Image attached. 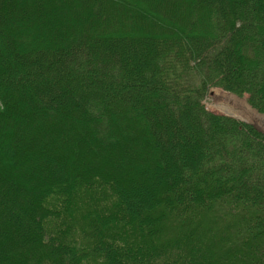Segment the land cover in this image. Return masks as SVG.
<instances>
[{
	"label": "trees",
	"instance_id": "1",
	"mask_svg": "<svg viewBox=\"0 0 264 264\" xmlns=\"http://www.w3.org/2000/svg\"><path fill=\"white\" fill-rule=\"evenodd\" d=\"M264 0H0V264H264Z\"/></svg>",
	"mask_w": 264,
	"mask_h": 264
},
{
	"label": "rangeland",
	"instance_id": "2",
	"mask_svg": "<svg viewBox=\"0 0 264 264\" xmlns=\"http://www.w3.org/2000/svg\"><path fill=\"white\" fill-rule=\"evenodd\" d=\"M212 92L208 93V96L206 98H203L202 104L208 111H212L214 113H219L222 115H228L233 118L238 119L239 121L246 123V124H251V121L249 119H244L243 117L244 114L247 112L245 106H249L244 98H232L227 107L226 111L223 110L221 104L225 103V98L228 97V93H225L224 91H221L219 89H214L211 90ZM210 94H212L210 96ZM231 95V94H229ZM245 105V106H243ZM236 107L237 110H234L232 108ZM254 111V110H253ZM260 115V114H259ZM249 116V115H248ZM245 120V121H244ZM247 121V122H246Z\"/></svg>",
	"mask_w": 264,
	"mask_h": 264
},
{
	"label": "water",
	"instance_id": "3",
	"mask_svg": "<svg viewBox=\"0 0 264 264\" xmlns=\"http://www.w3.org/2000/svg\"><path fill=\"white\" fill-rule=\"evenodd\" d=\"M215 89V88H214ZM211 90H213V89H211ZM210 90V92H212ZM220 90V89H219ZM222 91V90H221ZM226 93V92H225ZM212 94H210V96H211ZM231 97L232 98H235L236 96H234V95H229V93H228V97H226L225 98V103H223V104H226V105H228V103L230 102V101H232L231 100ZM236 98H239V97H236ZM245 106V105H244ZM220 107H222V105L220 106ZM246 107V106H245ZM248 110H249V112L247 111L245 114H244V116L245 117H243L244 119H249V121H251V124H249L253 129H255L257 132H259L261 135H263L264 136V123H262V122H260L258 119L257 120H254L253 118H254V115L252 114L253 112H255V113H257L258 115L260 114V116H262L263 118H264V115L263 114H261V113H259L257 110H255V109H253V108H251L250 106H247L246 107ZM233 109V111L234 110H237V108L236 107H234V108H232ZM254 110V111H253ZM249 115V116H248ZM231 117V116H230ZM245 121V120H244ZM247 122V121H246Z\"/></svg>",
	"mask_w": 264,
	"mask_h": 264
},
{
	"label": "bare ground",
	"instance_id": "4",
	"mask_svg": "<svg viewBox=\"0 0 264 264\" xmlns=\"http://www.w3.org/2000/svg\"><path fill=\"white\" fill-rule=\"evenodd\" d=\"M222 105V108H223V110L224 111H226L225 109H226V107H227V105L226 104H221ZM244 106V105H243ZM232 108V107H231ZM246 108V107H245ZM246 111H248L249 112V110L246 108ZM253 115H254V120H259L260 122H262V123H264V118L262 117V116H260V115H258L257 113H255V112H253L252 113Z\"/></svg>",
	"mask_w": 264,
	"mask_h": 264
}]
</instances>
